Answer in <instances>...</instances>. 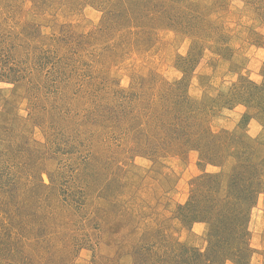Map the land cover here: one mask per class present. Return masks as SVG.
Listing matches in <instances>:
<instances>
[{
  "label": "rangeland",
  "instance_id": "374dc122",
  "mask_svg": "<svg viewBox=\"0 0 264 264\" xmlns=\"http://www.w3.org/2000/svg\"><path fill=\"white\" fill-rule=\"evenodd\" d=\"M0 264H264V0H0Z\"/></svg>",
  "mask_w": 264,
  "mask_h": 264
}]
</instances>
